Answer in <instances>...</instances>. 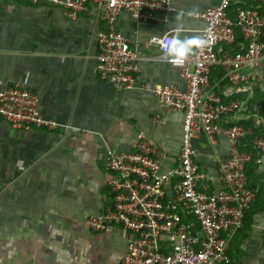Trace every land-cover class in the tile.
I'll use <instances>...</instances> for the list:
<instances>
[{
    "label": "crops",
    "instance_id": "obj_1",
    "mask_svg": "<svg viewBox=\"0 0 264 264\" xmlns=\"http://www.w3.org/2000/svg\"><path fill=\"white\" fill-rule=\"evenodd\" d=\"M218 1L172 0L176 12L185 14L184 34H199L204 25L187 15L190 10L204 11ZM176 12L163 24L141 22L124 12L117 28L140 44L143 55H156L148 39L170 30ZM97 13L89 6L68 18L56 7L0 0V89L20 84L37 92L44 117L72 126L67 133L60 127L18 130L0 121V264H120L127 233L116 225L96 232L86 223L109 202L104 154L132 149L138 132L168 154L166 166L178 153L182 113L164 107L143 86L184 89L185 81L173 66L147 60L140 64L133 89L100 80L96 36L104 25ZM213 70V77L222 72L219 66ZM224 87L245 101L242 114L250 115L245 121L264 128V60L240 91ZM260 132L264 138V129ZM194 145L210 188H219L217 165L228 155V141L218 136L212 144L200 134ZM260 155L256 173L264 175V150ZM253 218L247 238L230 242L242 264H264V211ZM230 264L240 263L233 257Z\"/></svg>",
    "mask_w": 264,
    "mask_h": 264
},
{
    "label": "built area",
    "instance_id": "obj_2",
    "mask_svg": "<svg viewBox=\"0 0 264 264\" xmlns=\"http://www.w3.org/2000/svg\"><path fill=\"white\" fill-rule=\"evenodd\" d=\"M24 1L59 8L68 18L87 12L89 6L96 8L104 25L96 36L97 76L117 89L135 88L145 60L173 66L185 81L184 89L172 84L143 86L164 107L182 113L180 145L172 164L165 165L168 154L143 132L137 133L132 149L108 150L104 169L109 202L101 213L87 216L88 227L97 232L116 225L127 233L120 264H230V242L242 228L255 193L246 175L252 152L242 145L251 130L241 121L250 115L242 114L245 101L225 100L234 92L228 94L224 85L240 91L264 60V0H219L214 7L197 11L192 17L203 21L198 33L209 43L181 65L167 60L153 43L169 30L149 37L148 44L159 53L148 56L117 28L124 12L141 22H167L176 12L172 0ZM235 42L237 50L232 48ZM218 66L221 77L211 79ZM0 121L18 130L72 129L68 123L44 117L38 93L20 84L0 89ZM200 134L212 144L218 136L228 141V155L218 160L217 189L210 188V177L196 160L194 139ZM251 143L258 150V163L264 138L254 136Z\"/></svg>",
    "mask_w": 264,
    "mask_h": 264
},
{
    "label": "trees",
    "instance_id": "obj_3",
    "mask_svg": "<svg viewBox=\"0 0 264 264\" xmlns=\"http://www.w3.org/2000/svg\"><path fill=\"white\" fill-rule=\"evenodd\" d=\"M261 14L264 17V10L261 12ZM230 15H232L230 13ZM236 40H241V38L239 37V35L236 36ZM233 50H237L238 47L236 46V42L234 43V45L232 46ZM229 49V47L227 48ZM214 70L212 69L211 73H210V78L211 79H217L219 77H221L222 72L219 71V75L217 77H213L212 72ZM212 75V76H211ZM241 98L240 96H231L229 98H226L225 100H237ZM254 99L248 101V105L250 106V104L253 102ZM255 101V100H254ZM252 119H249L247 121H241V124H243V126L245 127H252L251 128V133L248 134L246 136V138L244 139V141L242 142V145L245 144V146L247 147L248 150H251L252 152V158L251 160L246 164V168H247V185L252 188L254 190L255 193V199L251 202V204L248 206V208L245 210V214H244V223L242 228H240L233 236L232 240H236V243H238L239 241V237H241V239H246L247 235L249 233V231L252 228V223H253V217L254 215L264 211V175L262 174H257L256 170L258 169V164L256 163V158H257V152L258 150L256 149H252V138L255 135H259L261 136V132L264 128L262 127L261 129H259L261 127V125L259 127H255L252 123ZM263 126V125H262ZM242 145H241V149H242ZM260 152V151H259ZM233 246V245H232ZM235 248V246H234ZM229 254L230 257L233 258L235 257V254L233 253V251L231 250V246L229 249Z\"/></svg>",
    "mask_w": 264,
    "mask_h": 264
},
{
    "label": "clouds",
    "instance_id": "obj_4",
    "mask_svg": "<svg viewBox=\"0 0 264 264\" xmlns=\"http://www.w3.org/2000/svg\"><path fill=\"white\" fill-rule=\"evenodd\" d=\"M196 9L190 10L187 15L195 16ZM184 16L183 12H176L174 24L162 38H156L153 43L160 47L163 56L171 63L181 65L189 59L197 50L208 46V38L204 34H184Z\"/></svg>",
    "mask_w": 264,
    "mask_h": 264
},
{
    "label": "rangeland",
    "instance_id": "obj_5",
    "mask_svg": "<svg viewBox=\"0 0 264 264\" xmlns=\"http://www.w3.org/2000/svg\"><path fill=\"white\" fill-rule=\"evenodd\" d=\"M106 171V170H105ZM106 174H107V172H106ZM235 261H236V263H240V264H242V259H241V255H235Z\"/></svg>",
    "mask_w": 264,
    "mask_h": 264
}]
</instances>
